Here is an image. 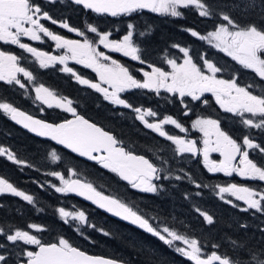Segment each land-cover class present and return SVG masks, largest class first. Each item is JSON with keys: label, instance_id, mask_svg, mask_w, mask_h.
I'll return each instance as SVG.
<instances>
[{"label": "snow or ice", "instance_id": "snow-or-ice-1", "mask_svg": "<svg viewBox=\"0 0 264 264\" xmlns=\"http://www.w3.org/2000/svg\"><path fill=\"white\" fill-rule=\"evenodd\" d=\"M72 2L76 5H82L84 9L94 13L108 14L113 17L131 14L141 9L168 14L172 17H181L183 13L179 9L182 8H194L200 17H210L213 14L212 5L207 0H72ZM256 7V0H246L245 10ZM220 18L224 23H220L215 27V30L209 31L206 35H202L193 29H186V31L192 37L207 41L211 47L230 57L243 69L251 70L261 82H264V28L255 23L241 26L224 12L220 13ZM41 20H49L54 25L58 23L47 11H43L34 0H0V41L5 44L17 45L20 49L30 53L38 61L40 68H48L57 62L64 65L61 70L71 73L80 84L87 85L102 93L104 99L112 104L122 105L136 112V119L143 122L148 129L158 133L159 136L171 141L176 146V152L191 153L193 156L202 152L204 166L209 172H223L228 176L236 173L245 179L264 182V165H260L251 159L249 153V150H258L264 154V146L254 142L249 135H244L242 143H239L228 132L222 130L218 119L198 117L191 125L193 129H198L204 135L203 148L198 149L195 140H186L164 130L165 125H174L180 132H186L187 129L176 119L165 116L158 122H149L145 116L155 117L156 112L151 109L142 111L139 107L133 108L119 95V93L132 88L149 89L157 93L164 89L168 93L178 94L181 98L190 97L193 101H201L205 93H211L221 109L242 117L241 123L245 127L264 130V92H255L253 90L256 87L255 84L250 83L241 86L235 74L229 79L220 78L218 74L223 71L221 67L204 56H201L203 61L201 67L193 61L189 49L178 44H174L173 47L178 48L183 53V62L177 63L176 59H167L166 62L171 67V71H165L149 64L151 71L143 72L144 79L141 81L131 74L128 67L104 51L98 50L96 44L85 36V32L70 27L67 22H60V27L84 37L82 42L81 40L65 39L51 31L41 23ZM133 27L131 23L128 24L129 31L121 40L110 39L111 33L98 32V29L92 24H87V31L96 34L98 44L102 45L104 49L122 53L123 56L143 64L145 61L141 59L139 54L140 48L133 41ZM41 33L54 41L57 49H66L70 55H50L21 41V37H27L32 41H41ZM20 59L21 57L15 54L0 51V81L9 85L14 83L24 89L26 86L17 74H22L30 82L35 77L31 71L20 66ZM69 59L91 68L98 74L100 81L108 84L112 91L101 87L100 83H93L77 75L71 67L67 66L66 61ZM105 61H110V63H105ZM35 93L37 101L46 104L49 108L53 106L61 108L71 113L74 119L65 120L59 124L47 123L6 102H0V110H3L13 121L21 124L29 131L42 137H49L79 156L96 161L103 168L115 173L120 179L127 181L133 188L146 193L158 191V186L153 181L161 179L160 173L165 171L163 167H158L144 155L134 154L123 146H119L121 142L114 135L78 115L76 109L72 107V100L58 97L43 84L35 87ZM181 102L183 103V99ZM202 102L208 104L207 99ZM245 114H249L250 118H245ZM210 152L220 153L223 159L218 162L210 160ZM0 156H6L9 161L18 165L26 163L18 159L15 153L6 147H0ZM49 156L54 163L61 159L55 150H52ZM237 157H239V166L233 164ZM162 163H166V161ZM68 171L71 176H77L74 170L69 169ZM49 175L58 178L60 181V186L52 185L57 193H76L113 215L138 225L147 233L172 247L175 252L192 261L193 264H264V248L247 249L244 245L232 240L234 249L241 253L237 258L233 259L227 255H220L217 251L205 255L197 239L190 238L167 225L154 227L148 219L134 211L126 203L115 196L107 195L98 190L92 183L79 178L66 179L59 171H52ZM163 178L168 179L169 177ZM183 178L180 175L175 176L176 180ZM188 178L191 179L190 176ZM196 187L199 188L201 185L196 184ZM217 187L221 200H225L224 194L227 193L247 205L241 211L255 210L264 213V191L255 190L248 186H238L235 183L225 187ZM0 194H11L21 197L29 204H34L32 195L19 190L3 176H0ZM199 194L197 193V195ZM225 202L232 204L233 207H239V205L233 204L232 200H225ZM57 211L65 223H69L68 218L79 222L80 225H85L88 222L84 211H66L63 207L58 208ZM196 211L208 224L213 223V217L207 212H203L199 208ZM91 226L95 227V225ZM242 227H247V225H242ZM27 228L36 231L43 230L37 224H28ZM104 235H108V233L104 232ZM0 236L13 244L23 242L25 245L36 246V250L24 251L23 255L26 260L21 264H122V262L114 259L89 255L80 248L73 246L63 236L57 242L44 243L28 230L16 228L14 231H5L4 227H0ZM175 242H180L184 246L182 247ZM6 247V244L0 243V249H6ZM218 247L219 245H213V248ZM0 264H9V256L6 252H0Z\"/></svg>", "mask_w": 264, "mask_h": 264}, {"label": "trees", "instance_id": "trees-1", "mask_svg": "<svg viewBox=\"0 0 264 264\" xmlns=\"http://www.w3.org/2000/svg\"><path fill=\"white\" fill-rule=\"evenodd\" d=\"M207 2L212 5L213 9L210 17H200L192 8H182L180 9L183 13L181 17L136 12L114 22L98 21L97 24L102 27H123L131 23L134 26L133 41L140 48L141 59L146 64L162 63L163 56L171 55L173 45L178 44L181 47H187L189 54L197 62L201 56H204L221 67L225 75L224 79H229L235 74L241 86L252 83L256 85L253 90L264 91V82H261L251 70L243 69L230 57L215 54L212 48L204 45V41L192 37L186 31V29H193L204 34L213 30L220 23H224L220 18L221 12L230 15L241 26L255 23L264 28V17L257 14L245 15V11L232 10L225 6L229 0H207ZM256 2L264 6V0H256ZM81 12L83 15L86 13L82 9ZM40 75L36 78L37 81L42 80L44 73L40 72ZM85 91L82 94L83 99L88 94ZM19 92V89L11 85L0 84V102L10 103L14 107L28 111L25 108L28 98L22 102L23 99L19 97ZM171 100L164 98L157 106L147 104V107H151L159 116L162 114L173 116L183 126L191 119V114L207 117L212 114V118L218 119L221 125L224 122L220 114L215 111L216 109L211 110L213 107L211 101L209 104L212 107L208 105L211 109L206 106L203 108L197 106L195 110H192L190 103L186 102L185 108L190 114L184 117L183 109L179 106L175 107ZM130 102L133 107L144 105L142 100L138 103L134 100ZM79 108L78 106L79 113H82ZM212 111L217 114L213 115L215 113ZM28 112L37 115L33 111ZM57 114L52 113L54 118ZM125 115L123 120L117 119L113 123L117 133L120 132L122 137H119L115 131L104 127L94 115L92 118L87 117L103 129L113 133L118 141L121 140L120 145L126 150L144 155L158 167L165 169L164 172L169 178L164 179L163 172L160 173L161 179L154 182L158 186L156 193H145L126 186L116 178L115 173L103 168L100 164L85 162L46 140L30 136L15 127L9 121L8 115L0 110V147L8 148L15 153L18 159L26 162L24 165H18L9 161L6 156H0V176L6 178L19 190L34 197V204H29L21 197L0 194V227H4L5 231H14L16 228L31 231L33 229H28L27 225L37 224L43 229L37 233V237L44 243L57 242L63 236L73 246L88 254L105 256L126 264H192L186 257L175 252L172 247L164 244L157 237L141 233L110 219L68 194L56 193L52 188L56 180L52 179L49 173L59 171L67 177L68 170L72 169L77 176L70 178L86 180L105 194L115 196L148 219L154 227L167 225L190 238L197 239L206 254L217 251L220 255L237 258L241 253L234 249L232 240L244 245L247 249L264 248V213L252 210L241 211L238 207L234 208L222 203L216 194L217 186H227L231 182L264 191V182L254 180L236 182L226 178L222 180L219 175L206 174L188 155L175 154L172 143L147 131L143 132L132 119V113H125ZM40 117L47 118L46 115ZM241 120L242 118L237 117L231 119L227 115L226 129L229 134L232 132L227 125L228 122L236 126V131L240 135L250 134L242 123L239 125ZM126 122L130 126H125ZM254 142H259L261 146H264V141ZM52 150H55L61 157L60 161L55 163L51 161L49 153ZM253 160L264 165V154L257 155ZM163 161L166 163H162ZM177 175L184 178L176 180ZM189 176L191 179L188 178ZM196 184L201 187L197 188ZM197 193L200 194L197 195ZM60 207L65 210L84 211L87 224L79 226L76 231L74 224L65 223L57 216V209ZM197 208L211 215L213 223L208 224L196 211ZM242 225H247V227H242ZM104 232L108 235H104ZM0 243L7 245L2 252L5 251L8 254L9 264L25 259L19 256L23 248L20 244H13L2 239ZM213 245H219V247L213 248Z\"/></svg>", "mask_w": 264, "mask_h": 264}, {"label": "flooded vegetation", "instance_id": "flooded-vegetation-1", "mask_svg": "<svg viewBox=\"0 0 264 264\" xmlns=\"http://www.w3.org/2000/svg\"><path fill=\"white\" fill-rule=\"evenodd\" d=\"M34 2L36 4H38L42 8L43 11H47L53 19H56L58 21V23L54 25L49 20H41V23H43L46 27H48L55 34L61 35L65 39L81 40V42H82L84 37L77 35L76 32H70L68 29L60 27V22H67L70 27H73V28H76L80 31L85 32V36H87L88 39L92 40L96 44V46L98 47V50L104 51L107 55H110L113 59L117 60L119 63L128 67L129 71L131 72V74L136 79H138V80L144 79L143 72H145V71L150 72L151 71V68L148 66L149 64H146V62L142 64V63H140V61H134L130 57L123 56L122 53L111 52L108 49H104L102 45L100 46L91 37V33L87 31V24H92L93 26H95L98 29V32H101V33L109 32V33H111V35L109 37L110 39L120 40V38H122L121 36H124V34L127 32L128 26L102 27L99 24H97V22L98 21H103V22L104 21H113L114 22L115 20H118L121 17H127L129 14L121 15V16H115V17H107L105 15H95L90 11L83 10L79 6H75L73 4H70L65 0H55V2H52V0H34ZM81 9H82V11L86 12L84 15L81 12ZM132 14H134V13H132ZM21 41L23 43H28L32 47L37 48L39 51L47 52L50 55H56V56L70 55L69 53H67L66 49H57L55 47V42L52 41L50 38L43 36L42 33H41V41H32L27 37H21ZM204 45H206V47H209V45H207L206 43ZM212 50L215 52V54L223 55L222 52H219L217 49H214L213 47H212ZM0 51L10 52L12 54H15V55L21 57V59L19 61L20 66L25 67L27 70H29L33 73V76L35 77L33 82H34V84H36V87L39 86V84H43L45 87H47L51 91H53L58 97H65L67 99L72 100V102H73L72 107H74L76 109L77 114L83 116L87 120L95 123L92 119H90L92 117L88 118L83 113L82 110H88L89 109L94 116H98L99 114H102L104 116L111 114L114 116V121L117 119L123 120L124 117H126L125 113H129V114L132 113V117H133L132 119L134 120V122H136L139 125L140 129L143 130V132L147 131V132H149L155 136L160 137L164 141H169L165 137L159 136V134L154 132L153 130L145 127L144 123L141 122L140 120L138 121V119H136V116L134 114L135 112L132 109L125 108L122 105H114L110 101L105 100L102 93L97 92L95 89H92V88L88 87L87 85L80 84L72 74H64L63 72H61L58 69V67L56 66L57 65L56 63H55V65H51L48 68H40L38 61H36L35 57H33L30 53H27L24 50L20 49L17 45L5 44L2 41H0ZM207 54H209V53H207ZM164 60H165V57L162 58V63L153 64L152 66L160 67L163 70L167 71V67L163 64ZM193 60L197 64H199L202 61L201 59H199V62H197L194 58H193ZM208 60H210V59H208ZM69 62H70L69 66L73 69L74 72L77 73V75L81 76L84 79H88L93 83L99 82L98 74L96 72H94L91 68H87L82 64H77L74 60H71V59H69ZM105 63H110V61H105ZM40 72H43L44 76H43L42 80L37 81L36 78L41 76ZM17 75H18V78L21 75V78H19V79H21L22 83H24V84L28 83V80L26 78H24L22 74H17ZM0 84H2V85L4 84L5 86L9 85L4 81H0ZM11 86L19 89L20 90L19 97L23 98V92L26 89L24 90V89L20 88L19 85H16L14 83L11 84ZM101 87H103V86H101ZM105 88H108L109 91H112L111 87L108 84H106ZM84 90H86L85 93H88L85 95V99H83V96H82ZM254 91L257 93H261L260 90H254ZM262 92H264V91H262ZM28 94H30V91L28 92ZM119 95L122 99L126 100L131 105H132V103L130 102V100L137 101V103L142 100L144 102V105H142L141 109H143V110L151 109L152 111H154L151 107L148 108L147 104H152V105L157 106V104L162 102V100L164 98L169 99V100L172 99L171 103H173V105L175 104V107L179 106L181 108V106H183L185 108V103L187 102V103H190V105H191L190 108L192 110H195L197 106L199 108H203L206 106L208 109H211L210 107H208V105L211 106L209 104V101H211L210 96H208L206 94H204L201 101H193V100L189 99L187 101H184L183 103L181 102V100L177 101L176 97L170 98V95L166 94L165 90L163 91L162 89L159 91V93H157L156 91H148L147 89L132 88V89H127L124 92L119 93ZM204 99L208 100V104H204L202 102ZM29 100L30 99L28 98V100L26 101L27 106H25V108L28 109V111H33L37 115H34V114H32L28 111L22 110V109H20V110L28 113L29 115L38 117L41 120H44V121H47L50 123H56V122H59L61 120H65V119L73 116L71 113L66 112L64 110H60L55 106L49 108L46 104L41 106V108H43L44 110L40 111L37 107L38 105L36 106L34 102L29 101ZM22 102H25V99H23ZM37 103H38V101H37ZM82 104H83V106H82ZM179 104H181V105H179ZM78 106L80 107L79 109L82 111V113H79ZM136 107L137 106H135L133 108H136ZM213 108L216 109L215 111L218 114H220V116L223 118L224 122L222 123V125L220 123L222 130L228 132L226 129V114L227 113H225V111L222 110L219 106L213 105L211 110H213ZM185 110H186V112H189V110H187L186 108H185ZM57 112H58V114L54 118V115H52V113H57ZM216 112H213V113H215L213 115H216L217 114ZM189 114H190V112H189ZM229 114L232 115V116H230L231 119H232V117L233 118L234 117H237V118L240 117V116L233 114V113L232 114L229 113ZM41 115H46L47 118L40 117ZM167 116H171V115H167ZM171 117H173V116H171ZM195 117L208 118L207 116H196L194 114H191V119L195 118ZM209 118H212V114L209 115ZM145 119L150 122V120L148 119V116H145ZM212 119H215V118H212ZM95 124L98 125L97 123H95ZM240 124H241V121L239 122V125ZM227 125H228L230 131L232 132L229 135H231L233 137V139H236L237 142L242 143V138L244 135H240L239 133H237L236 126H233L232 122H228ZM98 126H100V125H98ZM125 126H130V124L128 122H126ZM245 128L250 131L249 137L251 139H253L254 141H264V130L255 129V128H247V127H245ZM111 134L113 135V133H111ZM256 143L260 144L259 142H256ZM249 153H250L251 159H254L257 155L258 156L263 155L258 150H249ZM198 154H196L195 156H193L192 154H188V156L192 160L196 161L197 165L200 166L203 169L204 173L206 172V174L219 175V176H221L222 180H224L226 178L227 180H230V181L235 180L236 182H243L244 180H251V179L240 178L238 176V174H236V173H233L231 176H228V175L223 174V172H215V173L209 172L207 170V168L204 166L203 157L200 158ZM210 157L212 158L210 160H212V161L217 160V162L219 160L223 159V157L220 155V153H213L212 155H210ZM233 164L239 166V157H237V160L233 161ZM254 181L258 182L257 180H254ZM232 183L233 182H231L230 184H232ZM194 185H195V183H194ZM237 185L243 186V185H239V184H237ZM129 187H132V186H129ZM221 187H225V186L222 185ZM235 202H233V204L238 205L237 204L238 202H236V203ZM222 203H224V202H222ZM224 204H226V203H224ZM228 205L233 207V205H230V204H228ZM238 208L242 209L240 207H238ZM123 225H125V224H123ZM132 229H134V228H132ZM134 230H136V229H134ZM0 239L7 241L2 236H0ZM203 253L205 255L209 254V253L206 254L204 251H203Z\"/></svg>", "mask_w": 264, "mask_h": 264}, {"label": "rangeland", "instance_id": "rangeland-1", "mask_svg": "<svg viewBox=\"0 0 264 264\" xmlns=\"http://www.w3.org/2000/svg\"><path fill=\"white\" fill-rule=\"evenodd\" d=\"M234 1V2H233ZM245 3H246V0H229V2H226L225 3V6H227V7H229V8H231L232 10H237L238 12H244L245 11V15H250V14H257V15H261V16H263L264 17V11H262V8H264V6L263 5H260L258 2H256V4H257V7L255 8V9H248V10H245ZM193 10H195L194 8H192ZM180 10V9H179ZM196 11V10H195ZM197 12V11H196ZM159 16H167V17H172L171 15H168V14H160V13H157ZM213 30H215V28L213 29ZM213 30H211V31H213ZM129 31V29L127 30V32ZM127 32L124 34V35H126L127 34ZM208 33V32H207ZM207 33H204V34H202V35H206ZM91 37L98 43V37L96 36V34H94V33H91ZM122 38H123V36H121ZM122 38H120V40L122 39ZM207 45H209L208 43H207V41H204ZM101 46V45H100ZM209 47L210 48H212L210 45H209ZM215 49V48H214ZM171 55H169V56H166V55H164L163 57H165V60L163 61V64L167 67V71H171V67L167 64V59H176V61H177V63H182L183 62V53H181L180 51H179V49L178 48H173V50L171 51ZM223 55H225L224 53H222ZM226 56V55H225ZM194 61V60H193ZM235 62V61H234ZM57 65V67H58V69L61 71V72H63L61 69L64 67V65H61V64H59L58 62L56 63ZM66 64H67V66L68 67H70L69 65H70V62H69V60L68 61H66ZM55 65V64H54ZM198 65H200L201 67L203 66V61H201ZM64 74H71V73H66V72H63ZM218 76L220 77V78H223V77H225V75H224V73L223 72H221V73H219L218 74ZM19 78H21V75L19 76ZM224 79V78H223ZM143 80V79H142ZM141 80V81H142ZM98 83H100L101 84V86H103V87H105L106 86V84L105 83H103V82H101L100 81V79H99V82ZM25 88H24V92H23V98L22 99H25V98H29L30 100L29 101H32V102H34L35 103V105L38 107V109L41 111V110H44L43 108H41V106L42 105H44V104H42L40 101H38V103H37V100L35 99V95H36V93H35V87H36V84H34V82L33 81H28V83L27 84H25ZM148 91H154V90H149V89H147ZM163 91H164V89H162ZM30 91V94H28V92ZM32 91V92H31ZM165 93L166 94H168V95H170V98H177V101L178 100H182L183 99V102L184 101H187V100H191V98L190 97H184V98H181V97H179V95L178 94H171V93H168V92H166L165 91ZM206 95H208V96H210V100H211V102H212V104L213 105H216V106H219L217 103H216V101H215V98L212 96V94L211 93H205ZM179 105H181V104H179ZM137 107H142V105H137ZM220 107V106H219ZM58 109H60V110H63V109H61V108H58ZM181 109H183V111H184V114H183V116L185 117V116H187V115H189V112H187V114H185L186 113V110H185V108L183 107V106H181ZM223 110V109H222ZM83 111V113L86 115V116H90V117H94L93 116V114H92V112L91 111H88V110H82ZM142 111H143V109H142ZM155 112V111H154ZM58 113V112H57ZM225 113H227V112H225ZM135 114V116H137V113L135 112L134 113ZM229 116H232V115H230L229 113H227ZM227 114H226V118H227ZM232 114V113H231ZM234 114V113H233ZM165 116H167V115H161V116H159L158 114L155 116V117H152V116H148V119L150 120V122H158L159 120H161V119H163ZM96 118L95 119H97V121H100V122H102L103 123V126L104 127H106V128H108V129H110L111 131H115L116 133H117V130H116V126H113V123H115L114 122V116L113 115H111V114H109V115H106V116H104V115H102V114H99L98 116H95ZM184 117H183V119H184ZM173 119H175L174 117H172ZM198 117H195V118H192V119H190V120H188L187 121V123H186V125L185 126H183V124H182V126L183 127H185L186 129H187V131L186 132H180V130L179 129H177V128H175V126L174 125H165L164 126V130L166 131V132H168L169 134H171V135H176V136H180V137H182V138H184V139H186V140H195L196 141V146L199 148V149H202L203 148V140H204V135H203V133L202 132H200L198 129H193L192 128V122L195 120V119H197ZM209 118V117H208ZM238 118H242V117H238ZM245 118H250V116H249V114H245ZM258 119V118H257ZM139 121V120H138ZM117 134H119L118 136L120 137L121 135H120V132H118ZM122 137V136H121ZM121 141V140H120ZM170 143H172L171 141H169ZM172 147L174 148V152H175V154H177V155H181V153H178V152H176V146L172 143ZM199 153V154H198ZM197 154L199 155V157L201 158V157H203V154H202V152H198ZM213 153H218V152H210L209 153V159H212L211 157H210V155H212ZM184 156L185 155H188V154H191V153H182ZM214 160V159H213ZM215 161H217V160H215ZM224 174V173H223ZM163 175H164V177L166 176V174H165V172H163ZM239 176V175H238ZM70 177H72L71 175H70V173H69V171L67 172V177H65L66 179H68V178H70ZM240 177V176H239ZM240 178H242V177H240ZM52 179H55L56 181H55V184L54 185H56V186H60V181H59V179L58 178H56V177H54V176H52ZM258 182H260V181H258ZM227 185H229V184H227ZM240 185V184H239ZM245 186V185H244ZM53 188V187H52ZM133 188V187H132ZM135 189V188H134ZM53 190L55 191V189L53 188ZM138 190V189H137ZM140 191V190H139ZM56 192V191H55ZM218 192H219V188L216 190V194H217V196H218V198H220V196L218 195ZM57 193V192H56ZM146 193V192H145ZM224 196H225V200H232L233 202H238L237 204L239 205V207L240 208H245V207H247V205L246 204H244V202L243 201H238V200H236L235 199V197H232V196H230L229 194H227V193H225L224 194ZM225 200H221L222 202H224V203H226L225 202ZM235 202V203H236ZM226 204H229V203H226ZM230 205H232V204H230ZM241 205V206H240ZM66 211H75V210H66ZM252 211H255V210H252ZM256 212V211H255ZM59 218H60V216H59V213H58V215H57ZM69 219V224H74L75 225V229H76V231L78 230V227L79 226H83V225H80L79 224V222H77V221H72L71 220V218H68ZM60 220H63V219H61L60 218ZM64 221V220H63ZM157 226H159V225H157ZM32 234H34V235H36L37 236V233H39V231H36V230H31L30 231ZM11 243V242H10ZM175 243H177V244H180V242H175ZM16 244H20V246L21 247H23L22 248V252H21V254L19 255L20 257H24V255H23V253H24V251L25 250H29L30 248H32V250L36 247V246H34V245H25V244H23V242H17ZM180 246H184V245H182V244H180ZM3 251V249H0V252H2ZM5 252V251H4ZM24 258H26V257H24Z\"/></svg>", "mask_w": 264, "mask_h": 264}, {"label": "water", "instance_id": "water-1", "mask_svg": "<svg viewBox=\"0 0 264 264\" xmlns=\"http://www.w3.org/2000/svg\"><path fill=\"white\" fill-rule=\"evenodd\" d=\"M66 1H68L69 3H71V4H73V5H76L75 3L72 2V0H66ZM76 6L81 7L83 10H86V11H90V12H92L91 10L84 9L82 5H76ZM138 11L151 12V11L148 10V9H141V10H138ZM92 13L95 14V15H105V16H107V17H113V16L108 15V14H98V13H94V12H92ZM27 114H28V113H27ZM33 117L36 118V119H39L38 117H35V116H33ZM8 119H9V121H10L15 127H17V128H19V129L25 131V132H26L27 134H29L30 136L35 137V138H37V139L46 140V141L50 142L52 145H54L55 147H58V148H60V149H62V150H64V151L70 153L71 155H73V156H75V157H77V158H79V159H81V160H83V161H85V162L93 163V164H97L96 161L89 160L87 157L79 156L77 153L72 152L70 149L65 148L63 145H59V144H57L55 141H53V140L50 139L49 137H42V136L37 135V134L34 133V132L29 131L28 129L24 128L21 124H17L15 121H13V120L10 118L9 115H8ZM71 119H74V117L71 116V117H69V118H67V119H65V120H71ZM85 119H86V118H85ZM40 120H41V119H40ZM65 120H61V121H59V122L52 123V124H59V123L64 122ZM43 121H44V120H43ZM45 122H47V121H45ZM90 122H91V121H90ZM47 123H50V122H47ZM92 123H93V122H92ZM97 126H98V125H97ZM98 127H100V126H98ZM105 131H106V130H105ZM109 133H110V132H109ZM119 146H121V145H119ZM137 155H139V154H137ZM115 176H116V178H117L120 182H122L123 184H125V185H127V186H130V184H129L127 181H124V180L120 179V177L117 176L116 174H115ZM69 179H77V178L73 177V178H69ZM67 194L70 195V196H72V197H74V198H76V199H78L79 201H81V202H83V203L89 205V206L92 207L93 209L99 211L100 213L104 214L105 216H107V217H109V218H111V219H113V220H116V221H118V222H120V223H122V224H125V225H127V226H129V227H131V228H134V229H136V230H138V231H140V232H142V233H145V234L151 235L150 233H147L145 230L141 229L138 225H134V224H132L130 221L123 220L122 218L113 215L112 213L108 212L106 209H102V208L98 207L96 204L92 203V201H90V200H86L84 197L79 196V195H77L76 193H67ZM34 250H36V247H35ZM87 254H88V253H87ZM209 254H210V253H209ZM89 255H92V254H89ZM207 255H208V254H207ZM93 256H101V255H93ZM101 257L108 258V257H105V256H101ZM108 259H112V258H108ZM25 260H26V259H25ZM25 260H24V261H25ZM114 260H115V259H114ZM117 261H118V260H117ZM189 261H190V260H189ZM21 262H23V261H19V262L15 263V264H21ZM190 262L193 264L192 261H190ZM122 264H126V263H123V262H122Z\"/></svg>", "mask_w": 264, "mask_h": 264}]
</instances>
